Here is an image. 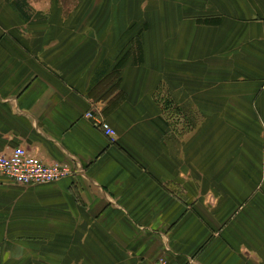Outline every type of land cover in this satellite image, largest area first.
Wrapping results in <instances>:
<instances>
[{"label": "crops", "instance_id": "0c3cea01", "mask_svg": "<svg viewBox=\"0 0 264 264\" xmlns=\"http://www.w3.org/2000/svg\"><path fill=\"white\" fill-rule=\"evenodd\" d=\"M51 1L0 0V154L23 146L73 174L32 187L0 182V232L47 237L55 263L63 249L65 264H264V151L242 152L235 160L243 169H233L226 148L217 153L211 81L187 72L208 46V27L196 30V21L220 17V45L238 47L256 79L242 78L226 102L240 109L245 130H257L262 147L264 0L171 4L162 25L153 22L144 34L142 63L128 56L117 89L102 72L129 55L125 21L107 16L96 40L109 37L97 49L83 33L72 41L65 7L42 19L53 14ZM172 15L173 30L165 27ZM170 41L180 46L173 53Z\"/></svg>", "mask_w": 264, "mask_h": 264}, {"label": "rangeland", "instance_id": "374dc122", "mask_svg": "<svg viewBox=\"0 0 264 264\" xmlns=\"http://www.w3.org/2000/svg\"><path fill=\"white\" fill-rule=\"evenodd\" d=\"M178 1L179 0H138L136 4H133L130 0H52V7L54 5L55 10L52 8L49 10L53 14L48 13L46 18L42 19L49 21L54 17L53 15H57L56 13L59 12L62 7H65L64 9L66 11L70 10L73 13L71 22L72 41L80 43L78 36L81 35L80 33H83L86 37H88L87 41L89 43L97 44V49H101L103 46H106L105 43H107L109 34L105 39H103V43L99 42L96 40L97 36H99V29L96 30V27L104 28L106 25L109 26L108 24L103 23L107 20V16L109 15L114 16L115 19L118 15L122 21H125V26H127V34L125 36L126 39L131 38L133 35L129 51L128 49L126 50V52H129V55L126 53L123 57H120V60H116L115 65L108 66V70L102 72V75H104L103 77H105L108 73V77L106 76L107 78H104L103 82H105L106 85H110L109 87L115 83V88L113 89H117L116 85L118 82H116V80L121 77V72L127 64L128 56H135L137 58L136 64L142 63L143 59L140 62L138 61L139 59L136 51H140L143 54V40L145 32L151 29L153 26L151 23L153 22L158 25H162L164 17H166L168 13L173 12L172 10L174 7L171 9V4L177 5L180 3ZM153 3L156 4V6L159 5V7H156ZM161 3H163V5ZM136 5L138 7V17L135 16V10H137V8L134 6ZM177 10L178 9L175 11L177 12ZM76 12L78 13L76 14ZM133 12H135V15ZM101 13H106V18H103ZM49 14L53 17H50ZM190 16L191 15L185 17L186 19L184 21L191 20L192 18ZM209 16V18L201 17L198 21H196L198 24L194 26L196 30H199V25L208 27L204 30L206 33L203 34V39L205 40L204 42H208L206 44L208 46L205 50L200 49L201 59L199 65L194 67L193 72L189 65L187 67V72L190 75L193 73L201 79L208 76V79L211 81L210 88L208 89L214 91L218 107V114L214 120L215 127L211 131L212 137L215 136V140H217V153H220L223 148H226L230 152L229 156L233 159V169H243L244 167L240 166L242 163L240 161H236L235 159L238 158L242 152L248 157H254L252 153H260L261 149L263 152L264 142H262V147H260L261 142L259 141V145L258 140H256L257 137L253 136V133L257 136L256 129L253 132L244 129L242 126L243 114L240 109L226 102L227 100L225 95L226 92H234L236 90L235 86L242 84V82H240L242 78L244 80V84H248L247 78L252 79L251 81H256V79L249 77V75L255 73L249 71L247 59L245 58L246 55H244L238 47L235 49L233 44L228 43V40L226 43L223 42L220 45L223 35L219 36L218 34H215V30L219 31L222 19L218 16ZM167 18L170 21V24L165 27H169L173 30L177 24L172 27L171 23L176 21L177 18L173 20V15L171 18ZM211 26L215 27L213 32L209 30V27ZM181 29L183 31L187 29V22H183ZM199 32L203 33L201 30ZM190 33L192 35V31ZM178 35L185 37L186 34L183 35L178 33ZM232 36V42L239 38L238 34H233ZM126 39L123 40V42H126ZM175 42H177V37ZM183 42L184 40L181 38L180 43ZM172 43L173 42L170 41L167 44V51L170 49L171 53L175 52L176 48L180 47L177 46V44ZM224 46H230V48L224 49ZM179 51L180 53L183 52L181 49ZM188 56H190L189 51ZM202 60H205V62ZM238 80L239 82L237 83ZM200 85L202 86L201 88L207 90L202 83ZM245 133L247 139L244 137ZM259 164L261 165V160L259 161ZM261 170H264V165L263 168L261 167ZM6 228L14 229L11 225H7ZM14 236L15 235H12L10 232L7 234L0 232V264L66 263V256L64 257L63 255V249H61L58 253V255L61 256V260L56 263L55 261H51L50 249H53V246H50L51 244L48 242L47 237H41L40 240H38L40 237H29L27 239L17 240V237Z\"/></svg>", "mask_w": 264, "mask_h": 264}, {"label": "built area", "instance_id": "2783aa9c", "mask_svg": "<svg viewBox=\"0 0 264 264\" xmlns=\"http://www.w3.org/2000/svg\"><path fill=\"white\" fill-rule=\"evenodd\" d=\"M94 113L87 114L92 119ZM102 129L110 138L115 132L107 123L101 124ZM73 174L71 166L49 162L33 154L23 146L14 148L8 154H0V182H7L20 187H32L59 183ZM156 264H173L162 258Z\"/></svg>", "mask_w": 264, "mask_h": 264}, {"label": "trees", "instance_id": "16d2710c", "mask_svg": "<svg viewBox=\"0 0 264 264\" xmlns=\"http://www.w3.org/2000/svg\"><path fill=\"white\" fill-rule=\"evenodd\" d=\"M136 52H137V57L139 59L138 61L140 62L143 59V54L140 51H136Z\"/></svg>", "mask_w": 264, "mask_h": 264}, {"label": "clouds", "instance_id": "9594fccd", "mask_svg": "<svg viewBox=\"0 0 264 264\" xmlns=\"http://www.w3.org/2000/svg\"><path fill=\"white\" fill-rule=\"evenodd\" d=\"M37 7H38V10H39V7H40V6H37Z\"/></svg>", "mask_w": 264, "mask_h": 264}]
</instances>
